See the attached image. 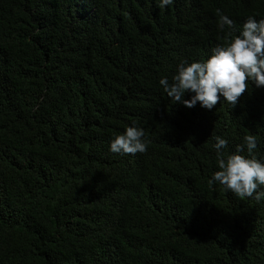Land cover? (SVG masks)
Here are the masks:
<instances>
[{
    "label": "trees",
    "instance_id": "obj_1",
    "mask_svg": "<svg viewBox=\"0 0 264 264\" xmlns=\"http://www.w3.org/2000/svg\"><path fill=\"white\" fill-rule=\"evenodd\" d=\"M148 5L0 0V264H264V200L209 184L214 136L264 160V87L207 110L159 85L264 0H187L171 25ZM133 122L147 151L110 152Z\"/></svg>",
    "mask_w": 264,
    "mask_h": 264
},
{
    "label": "clouds",
    "instance_id": "obj_2",
    "mask_svg": "<svg viewBox=\"0 0 264 264\" xmlns=\"http://www.w3.org/2000/svg\"><path fill=\"white\" fill-rule=\"evenodd\" d=\"M187 5V0H149L147 18L155 20L160 14L167 24L179 21L178 10ZM218 27L233 28V21L217 10ZM264 87V18L257 20L249 16L239 35L231 36L224 45L212 49L209 58L177 66L171 82L162 77L159 85L174 103L181 102L187 108L197 104L203 109L212 110L223 99L235 107L239 98L249 87ZM186 92L192 93L190 99H183ZM212 145L216 153L219 170L209 179V184H218L239 198H252L257 202L264 200V160L256 157L257 137L246 134L243 143L237 145L235 153L224 149L229 141L221 136L213 137ZM147 140L143 129L127 126L122 134L116 135L109 144V150L119 155H135L147 151ZM246 149L247 155H241Z\"/></svg>",
    "mask_w": 264,
    "mask_h": 264
}]
</instances>
